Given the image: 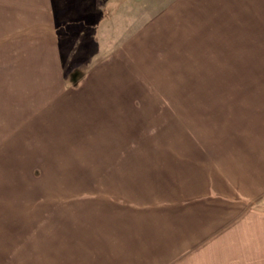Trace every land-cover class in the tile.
<instances>
[{
  "label": "rangeland",
  "instance_id": "obj_1",
  "mask_svg": "<svg viewBox=\"0 0 264 264\" xmlns=\"http://www.w3.org/2000/svg\"><path fill=\"white\" fill-rule=\"evenodd\" d=\"M0 264H264V0H0Z\"/></svg>",
  "mask_w": 264,
  "mask_h": 264
},
{
  "label": "crops",
  "instance_id": "obj_2",
  "mask_svg": "<svg viewBox=\"0 0 264 264\" xmlns=\"http://www.w3.org/2000/svg\"><path fill=\"white\" fill-rule=\"evenodd\" d=\"M37 19H38V16L36 17ZM44 22H45V20H44ZM32 25V24H31ZM24 26H27V24L26 25H24ZM34 26H47V23L45 22V23H43V25L41 24V23H36V24H34ZM23 28V27H22ZM40 45V44H39ZM39 53H41V50H39ZM38 75H40V73L38 74Z\"/></svg>",
  "mask_w": 264,
  "mask_h": 264
}]
</instances>
